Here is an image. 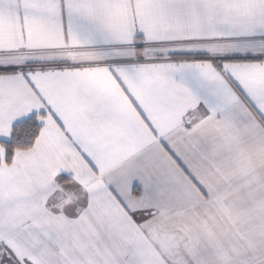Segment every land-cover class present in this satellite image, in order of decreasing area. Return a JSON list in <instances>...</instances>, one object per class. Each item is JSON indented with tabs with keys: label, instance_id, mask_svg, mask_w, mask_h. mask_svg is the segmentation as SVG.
<instances>
[{
	"label": "snow or ice",
	"instance_id": "1",
	"mask_svg": "<svg viewBox=\"0 0 264 264\" xmlns=\"http://www.w3.org/2000/svg\"><path fill=\"white\" fill-rule=\"evenodd\" d=\"M0 264H264V0H0Z\"/></svg>",
	"mask_w": 264,
	"mask_h": 264
}]
</instances>
